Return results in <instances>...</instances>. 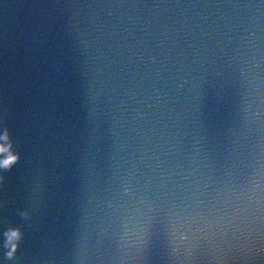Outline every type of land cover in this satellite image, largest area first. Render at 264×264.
Returning <instances> with one entry per match:
<instances>
[{"label":"water","instance_id":"95a60500","mask_svg":"<svg viewBox=\"0 0 264 264\" xmlns=\"http://www.w3.org/2000/svg\"><path fill=\"white\" fill-rule=\"evenodd\" d=\"M0 113L7 264H264V0H0Z\"/></svg>","mask_w":264,"mask_h":264},{"label":"clouds","instance_id":"9594fccd","mask_svg":"<svg viewBox=\"0 0 264 264\" xmlns=\"http://www.w3.org/2000/svg\"><path fill=\"white\" fill-rule=\"evenodd\" d=\"M23 158L22 153L17 150V144L12 135V129L7 123L6 118L0 124V187H3L8 180V173ZM24 217H30L31 213L27 210L21 213ZM4 245L7 251L0 256V264H7L16 258V253L24 239V231L21 227L10 226L3 232Z\"/></svg>","mask_w":264,"mask_h":264},{"label":"snow or ice","instance_id":"6c2138e0","mask_svg":"<svg viewBox=\"0 0 264 264\" xmlns=\"http://www.w3.org/2000/svg\"><path fill=\"white\" fill-rule=\"evenodd\" d=\"M5 118H6V117L4 116V114H3V113H0V124L3 123V121H4ZM2 188H3V187H0V190H2ZM5 203H6V201H5V199H4L3 192L0 191V207H3V206L5 205Z\"/></svg>","mask_w":264,"mask_h":264}]
</instances>
